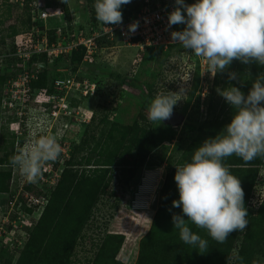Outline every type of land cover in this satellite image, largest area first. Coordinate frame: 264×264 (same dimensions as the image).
<instances>
[{
  "label": "rangeland",
  "instance_id": "rangeland-1",
  "mask_svg": "<svg viewBox=\"0 0 264 264\" xmlns=\"http://www.w3.org/2000/svg\"><path fill=\"white\" fill-rule=\"evenodd\" d=\"M44 1L46 0H33V6L42 5L45 3ZM57 1L73 13L71 15L73 25L77 23L78 26H86L85 12L87 8L79 5V0ZM137 1L131 0L130 3L122 5L121 8L125 12H129L132 10V2ZM8 3L0 0V18L4 17ZM13 3L14 1L9 3L12 7L9 19L4 21V30L11 25H17L20 23V19L24 18L25 9L20 5L15 6ZM71 17L69 16L68 19L71 20ZM0 35H7V32L4 31ZM26 36L23 33L16 34L13 42L15 45L24 44L27 40ZM11 41V39L5 38L7 45L2 47L0 44V63L5 59L3 57L4 51H7ZM150 54L147 52L142 54L136 47L129 46V44L125 45L118 33H115L112 47L101 48L91 62L81 64L75 73L70 72L69 69L54 71L47 68V73L50 78H54L53 80L75 79L80 83L86 82L89 98L81 104L75 102L76 100L73 101L76 109L71 116L64 117L61 113L60 118L59 114L52 117L49 113H46V109L39 110L38 106L36 107L31 103L30 110L26 112L22 120L14 121L8 119V114L0 110V143L2 136L6 134L5 137L9 140L11 136L9 134H12L15 137L12 148L13 154L16 153L19 147L23 146L34 131L54 135L63 149L57 161L49 162L44 166L43 172L49 173L50 177L42 176L43 180L40 179L43 182L42 184L31 183V190L27 189L29 186L27 184L30 183L15 168H11L13 182L10 181V186L12 191L20 194L23 199L30 196L38 199L40 197L37 194L38 189L47 190L56 184L64 169V162L69 159L72 147L80 141L83 131L86 125L90 123V118L96 111L97 106H105L109 110V122H118L129 126L138 124L146 132L145 136L152 134L156 148L147 158L144 166L137 171L131 182L127 185L118 184L120 174L117 171L114 173L115 178L110 188L107 190L106 195L100 197L89 221L81 231V239L74 248L72 264L83 263L85 260L93 258L102 238L106 234H121L124 236V242L116 255V260L122 264H135L138 254V242L147 233L153 214L158 208L160 203L159 190L166 173L175 165L182 152L196 137L198 128L208 117L210 118L207 113L209 102H213L215 106L214 113H217L218 107H216V104L223 101V98L217 93V89L225 88V81L222 79L217 86H214V77L207 72L206 63L203 62L202 64V61L200 62L194 54L187 55L182 51L178 53L175 49ZM145 55L146 57H144ZM17 70L16 62H9L3 67L4 72L8 71L10 74H15L14 77H18L20 74V71ZM40 70L41 67L39 68L37 65L34 73L40 72ZM114 75H117L122 82L116 79ZM129 82H132V84L128 86ZM133 82L137 86H133L135 85ZM84 86L82 84L81 87L74 88V91L78 93L77 98L81 93L80 91L84 90ZM169 91L181 93L183 96L174 106V110L185 117L184 123L179 127H164L162 124L157 125L147 119V108L151 99L157 94H168ZM37 94V91L33 92V98ZM99 119L100 116L97 115L93 126L98 124ZM187 124L193 125L195 128L192 129ZM224 124L226 125L228 122L226 121ZM108 127L109 124L97 129V141L101 140ZM215 136L210 137L214 138ZM21 140H23L22 145L19 143ZM4 169L7 170L8 168L0 167V170ZM246 170L247 172L242 174L237 170H232L231 173L241 180V186L245 194L244 204L248 210L247 219L249 220L257 215L264 198V159L261 166L256 167L254 165V167ZM254 171L256 174H254ZM252 180L253 184L251 185ZM110 191L115 193L114 197L109 195ZM143 197L147 201L138 202L139 199H144ZM8 198V194H0V206ZM42 202L43 208L46 202ZM134 208H145L146 210L140 211ZM40 209L34 214L35 219L39 216ZM247 228L243 232L231 233L223 244L213 240L211 257L216 259V254L219 251L230 248L226 264H233V260L230 259L231 254L236 255L240 248H243L244 240L242 236ZM18 231L20 233L16 231L0 238L2 240L0 248L7 249L9 252L14 251L12 257L10 255L5 257L4 264H7V262L15 264L26 244V233L22 229H18ZM4 239L8 244L17 239V243L6 247ZM96 243H98L97 247H95ZM262 246L263 254L256 255L258 264H264V242ZM12 248L14 249L10 250Z\"/></svg>",
  "mask_w": 264,
  "mask_h": 264
},
{
  "label": "trees",
  "instance_id": "trees-1",
  "mask_svg": "<svg viewBox=\"0 0 264 264\" xmlns=\"http://www.w3.org/2000/svg\"><path fill=\"white\" fill-rule=\"evenodd\" d=\"M31 1L24 0L22 3L21 7L25 10L24 18L20 19V23L11 25L4 30V21L9 19L12 7L8 3V0H4L8 5L6 6L4 17L0 18V34L6 31L7 35H0L2 47L7 45L5 38H12L16 34L29 31L33 27L29 8ZM92 1L79 0V5L87 8V11L90 13L91 28H96L98 21L95 18L94 3L92 4ZM44 2L46 6L63 10L66 18H69V9L65 8L59 1L46 0ZM194 2L195 0H185L186 4ZM132 3V10L135 11L142 5L143 1L138 0ZM16 5H19V3ZM120 10H122L121 12L124 15L125 10L123 8ZM49 37H51V32H49ZM112 44L113 41L101 40L99 48L112 47ZM171 49H175L178 53L182 51L187 55L193 54L191 51L183 49L180 45L170 46L166 50H163L161 47H147L144 48L142 54H146L147 52L153 55L156 52H166ZM12 50L10 48L9 52ZM83 55L84 50L77 48L72 52L70 57L59 55L52 63H49L47 55L44 53L33 55L25 67V71L28 74L34 73L37 65H44V67L41 68L40 72L29 74V76H36V79H30L31 88L33 90L44 89L49 83L53 82L54 78H50L47 68H51L54 71L57 69H69L70 72L75 73L81 64H83ZM198 60L200 61V58ZM9 62L16 61L12 58H5L1 61L2 64L0 63V95L5 82L15 76V74H10L8 71H3L4 65ZM16 63L17 69L20 71V63ZM247 68L252 73V80L259 73L264 72V67H259L256 64L244 65L239 61H233L228 71L240 73L241 77L246 81H230L227 72H218L213 78V85L217 86L223 79L226 87L229 84L239 87L246 96L252 85V80H248ZM114 77L121 81L117 75H114ZM130 84L132 82H129L128 86ZM133 84L135 83L133 82ZM52 92L53 88L50 86L49 93ZM87 98L89 97H84L75 102L81 104ZM75 102L72 101V107H74ZM43 106L46 109V113L51 112L49 105L44 104ZM214 107L213 102L210 101L207 108L210 118L208 117L198 128V134L182 152L175 165L190 162L195 148L200 146L205 139L220 132L225 126L224 123L226 121L230 123L234 110L226 103L224 98L222 103L216 104V107H218L217 113H214ZM108 112L109 110L105 106H97L96 111L90 118V123L86 125L83 131L80 141L72 147L69 159L64 162V169L58 177L56 184L47 190L38 189V196L43 197L46 204L42 208L39 218L36 221H32V225L29 228L24 229L27 241L15 264H72L74 248L81 239V231L89 221L100 197L104 194L106 195L107 190L110 188L115 178L114 173L117 171L120 174L118 184H129L137 171L144 166L147 158L155 150L156 144L151 133L145 136L146 132L138 124L129 126L118 122H109ZM97 115L100 116L99 122L93 126ZM13 120L18 121L16 118ZM107 124H109V127L106 133L100 141H97V129ZM187 126L192 129L195 128L193 125L187 124ZM5 135L1 137L0 143V152L2 153L0 156V167L8 169L0 170V194H8V196L12 197L16 193L12 191L10 186V181L13 182V180L12 166L9 164V158L14 155L12 148L15 137L9 134L11 136L7 140ZM22 141L19 142L21 145ZM237 158L236 156L226 158L224 163L230 167V171L237 170L241 174L247 172L246 169L254 167V165L256 167L261 166L264 159L257 158L249 163H245L240 158ZM175 171L176 168L173 166L166 173L159 190L160 203L158 208L153 214L147 233L138 242V254L135 264H226L230 248L219 251L216 254L217 256L215 255L216 259L212 258L210 254L213 251V247H211L213 240L207 236L205 231L197 229L194 225H189L192 231L208 240V250L206 253L200 254L197 250L192 249L189 245H185L179 239V232L174 229L172 222L173 214L183 215L181 208L173 207L172 205L173 200L179 199V192L174 180ZM255 171L257 172V170ZM255 171L254 174H256ZM42 176L46 178L50 177L49 173L46 172ZM37 183L42 184L43 182L39 179ZM27 185H29L27 189L31 190L32 184ZM109 195L114 197L115 193L110 191ZM19 201L23 204V208H25V200L21 196L19 197ZM33 209V207L29 209L25 208L28 213H31ZM248 221L247 231L242 236L244 240L243 248H240L236 255L231 254L230 259L233 260V264H258L256 255L263 254L264 198L257 215ZM123 242L124 236L121 234H106L102 238L93 258L77 264H122L116 260V255ZM98 243H96L95 247H97ZM7 255L12 257L14 251L9 252L7 249L0 248V264H4V259ZM238 257H242L243 260H239Z\"/></svg>",
  "mask_w": 264,
  "mask_h": 264
},
{
  "label": "clouds",
  "instance_id": "clouds-1",
  "mask_svg": "<svg viewBox=\"0 0 264 264\" xmlns=\"http://www.w3.org/2000/svg\"><path fill=\"white\" fill-rule=\"evenodd\" d=\"M130 2L94 0L95 18L103 26H119L123 23L120 9ZM175 5L168 14L167 27H185L170 33L172 42L201 58L213 77L227 72L230 81H246L240 73L228 71L233 61L264 67V0H195L192 4L175 0ZM137 28L138 21L128 25L131 33ZM248 80H252L249 69ZM217 93L234 110L230 123L195 148L190 162L174 165L179 199L173 200L172 205L183 213L173 214L174 229L185 245L200 254L207 252L208 240L192 231L190 224L220 244L248 225L241 180L231 173L225 159L236 156L249 163L264 158V72L252 80L246 96L231 84L218 88ZM182 98L181 93L170 91L157 94L149 102L147 119L157 125L169 120ZM62 151L54 135L34 131L9 158V164L27 182L36 183L42 178L45 164L57 161Z\"/></svg>",
  "mask_w": 264,
  "mask_h": 264
},
{
  "label": "built area",
  "instance_id": "built-area-1",
  "mask_svg": "<svg viewBox=\"0 0 264 264\" xmlns=\"http://www.w3.org/2000/svg\"><path fill=\"white\" fill-rule=\"evenodd\" d=\"M11 1H14L13 4L19 3L22 6L24 0H8L9 3ZM142 1V5L137 10L126 11L124 15L122 14L123 23L121 25L103 26L98 22L96 28H91L88 11H84L86 14V26H78L77 23L75 25L71 23V15L73 14L71 11V20H68L63 10L51 8L44 4L34 7L32 0L29 8L33 27L27 32H21L23 35H27V40L24 44L15 45L13 42L15 36L9 38L12 41L6 51L7 53L5 52L6 54L3 56L19 62L21 70L18 77L10 78L5 82L0 95V110L8 114V119L13 120L16 118L21 121L26 112L30 110V105L34 104L38 106L39 110H43L45 109L43 105L47 104L51 109V116H57V114L61 113L71 116L76 108L72 107L70 102L89 95L86 82L80 83L78 80L75 81V79H55L46 88L33 90L30 86V79H36V76H29L25 71V67L33 55L44 53L47 55L49 63H52L59 55L70 57L74 50L82 48L84 50L82 62L88 63L100 51L99 44H101V40L113 41L115 33H118L125 45L129 44V46L136 47L141 52L147 47H161L166 50L170 46L180 45L172 42L170 33L172 31H182L185 25L178 24L170 28L167 27L168 14L174 10L176 6L175 0ZM137 21V30L134 33L129 32L128 25ZM49 32H51V37H49ZM10 48L13 49L11 52H9ZM200 62L203 64L204 61L200 58ZM57 71L60 70L58 69ZM82 84L85 85L83 87L84 90L80 91L81 93L77 98L78 93L74 91V88L81 87ZM50 86L53 88L52 93H49ZM32 90L38 93L34 98ZM19 197L20 194L17 193L12 197L9 196L6 202L0 206V238L16 231L20 233L18 229L29 228L32 225V221H36L40 216L42 201H45L43 197L36 199L30 196L24 199L26 209L34 208L31 213H28L23 208ZM38 209L41 211L35 219L34 214ZM6 242L4 239V245L8 247L7 245H15L17 239L10 244Z\"/></svg>",
  "mask_w": 264,
  "mask_h": 264
},
{
  "label": "water",
  "instance_id": "water-1",
  "mask_svg": "<svg viewBox=\"0 0 264 264\" xmlns=\"http://www.w3.org/2000/svg\"><path fill=\"white\" fill-rule=\"evenodd\" d=\"M40 67L43 68L44 65L39 66V68ZM184 121H185V117L181 113L177 111H173V115L171 116V118L161 123L164 126L179 127L184 123Z\"/></svg>",
  "mask_w": 264,
  "mask_h": 264
},
{
  "label": "bare ground",
  "instance_id": "bare-ground-1",
  "mask_svg": "<svg viewBox=\"0 0 264 264\" xmlns=\"http://www.w3.org/2000/svg\"><path fill=\"white\" fill-rule=\"evenodd\" d=\"M144 185H145V184H144ZM144 185H143V186H144ZM144 187H145V186H144ZM147 189H148V188H147ZM146 196H147V195H146ZM143 198H144V197H143ZM139 201H140V202H144V201H147V200L144 198V199H139L138 202H139ZM134 209H136V210H140V211L146 210L145 208H144V209L134 208Z\"/></svg>",
  "mask_w": 264,
  "mask_h": 264
}]
</instances>
